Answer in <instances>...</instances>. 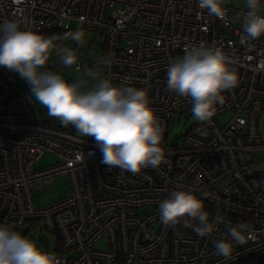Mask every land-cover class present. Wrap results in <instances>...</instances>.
Segmentation results:
<instances>
[{
  "label": "built area",
  "instance_id": "2783aa9c",
  "mask_svg": "<svg viewBox=\"0 0 264 264\" xmlns=\"http://www.w3.org/2000/svg\"><path fill=\"white\" fill-rule=\"evenodd\" d=\"M233 2L224 0L225 17L220 19L200 9L198 0H0V23L23 13V28L41 35L62 33L55 43L76 52L75 68L87 67L90 60L64 43L70 21L79 32L97 31L103 39L99 58L112 59L104 77L146 91L164 129L160 146L167 161L136 174L109 168L93 137L63 124H41L27 94L13 90V71L0 66V223L15 230L39 220L55 234L46 251L61 264L264 259V35L252 40L242 32L248 9L235 8ZM259 14L264 15V0ZM201 43L220 47L238 73L237 86L223 93L224 103L206 122L194 120L189 98L166 88L168 66L186 47ZM226 111L230 116L221 125L216 115ZM181 117L191 120L190 128L181 140H168L170 125ZM46 152L57 160L35 167ZM60 174L68 176L70 194L35 206L33 191ZM174 190L207 200L210 222L221 217L224 223L208 237L162 223L159 204ZM229 221L247 224L252 237L225 260L216 254L214 241L223 238ZM101 241L105 246L97 247Z\"/></svg>",
  "mask_w": 264,
  "mask_h": 264
},
{
  "label": "clouds",
  "instance_id": "9594fccd",
  "mask_svg": "<svg viewBox=\"0 0 264 264\" xmlns=\"http://www.w3.org/2000/svg\"><path fill=\"white\" fill-rule=\"evenodd\" d=\"M224 0H198L200 9L220 19L225 17ZM247 12L243 13L242 32L255 40L264 35V15H260L261 0H245ZM0 23V66L19 73L31 87L35 101L47 109V114L65 126L72 125L83 137H93L99 147L102 163L123 172L139 173L147 167L157 168L166 163L161 142L163 131L158 117L149 106L145 90L114 85L104 77V69L112 64L109 57H100L92 67H79L74 82L47 70L55 50L62 66L71 68L78 64L74 50L58 47L57 38L25 29L23 13ZM241 16H237L240 20ZM79 44L83 34L77 31L70 37ZM233 59L220 47L193 45L184 49V55L167 68L166 88L192 102V116L199 122L209 121L216 106L223 104V93L237 86L238 73ZM94 82V83H92ZM91 85V86H90ZM160 220L175 225L184 217L197 220L194 231L208 237L221 217L209 220V213L201 199L190 191L174 190L169 198L159 204ZM186 226L189 221H184ZM223 238L214 241L216 254L230 259L236 245L243 246L252 237L244 223L227 222ZM0 264H61L55 254L44 251L35 241L0 223Z\"/></svg>",
  "mask_w": 264,
  "mask_h": 264
},
{
  "label": "rangeland",
  "instance_id": "374dc122",
  "mask_svg": "<svg viewBox=\"0 0 264 264\" xmlns=\"http://www.w3.org/2000/svg\"><path fill=\"white\" fill-rule=\"evenodd\" d=\"M234 7L235 8H246L245 2L242 0H234ZM70 31L67 33V37L64 39V43L67 44V46L75 47L77 50H82L86 54V58L89 60H97L99 56L102 55V43L103 39L100 37V35L97 33V31L91 30V29H83L81 33L83 34L84 42H89L90 44H85L84 42L82 44L77 43L76 41L72 40L70 37L72 34H75L77 31V24L74 21H70ZM52 37H56L57 41L61 38L62 33L56 32L51 34ZM54 41V42H55ZM50 65V69L60 75H62L68 82H74L76 77L79 75V73L76 71L75 65L71 68H67L62 66L60 63V59L57 56L55 50H53L52 55L50 57V60L48 62ZM48 66V65H47ZM85 67H81V71ZM12 76L14 78V82L12 85V88L15 92H25L27 94V97L29 101L31 102L30 109L33 112V114L38 117V121H40L43 125H50L53 127H57L58 125L62 124L61 121L57 118L51 117L47 114V109L38 104L35 101V98L31 95V87L28 84V82L21 78L19 73L17 72H11ZM94 83V82H92ZM91 86V85H90ZM230 114L226 112H222L216 115V119L219 122V124L224 125L227 122V119L229 118ZM191 120H187L184 117H181L178 119V121L172 122V124L169 127V133H168V140H181L180 138L187 132V130L190 128ZM256 157H261V154H256ZM57 160V157H55L54 154L50 152H46L42 155L41 160L36 163L35 167H45L49 164L54 163ZM69 178L66 174H60L53 178L49 186L46 188L33 191V201L34 205L37 207H43L47 204H50L53 199L58 200L59 198H62L64 196H67L71 192V186L69 183ZM34 206V207H35ZM16 231L20 232L22 235L28 237L29 239L35 241L38 247H40L42 250L46 251L47 248V242L51 243L55 240L56 236L53 232L45 231V228L43 224L39 220H35L32 222H26L22 226L18 227V229H15ZM97 247H104L105 242L101 241L96 244ZM233 264H264V259L260 257H248L245 258V260L236 262Z\"/></svg>",
  "mask_w": 264,
  "mask_h": 264
},
{
  "label": "trees",
  "instance_id": "16d2710c",
  "mask_svg": "<svg viewBox=\"0 0 264 264\" xmlns=\"http://www.w3.org/2000/svg\"><path fill=\"white\" fill-rule=\"evenodd\" d=\"M56 32H59L58 30H52V31H48L47 33L43 34L45 37H48L50 36V34H53V33H56ZM97 60H90V64L87 66V67H92L95 63H96ZM47 69H50V65L48 64L47 66ZM67 129L68 130H76L72 125H68L67 126ZM196 195V194H195ZM198 199H201L198 195H196ZM205 205V210L208 211L209 209V203L207 200H203L201 199ZM185 220H188L189 221V225L190 226H186L184 221ZM171 227L173 229H180V230H194L195 227H197L199 225V222L197 220H191L189 217H184L181 219V221L175 225H172L170 224Z\"/></svg>",
  "mask_w": 264,
  "mask_h": 264
}]
</instances>
